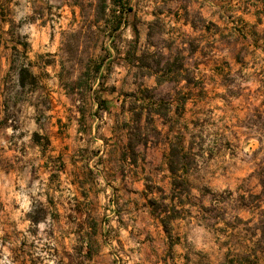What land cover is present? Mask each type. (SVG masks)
Instances as JSON below:
<instances>
[{
	"label": "rangeland",
	"instance_id": "1",
	"mask_svg": "<svg viewBox=\"0 0 264 264\" xmlns=\"http://www.w3.org/2000/svg\"><path fill=\"white\" fill-rule=\"evenodd\" d=\"M112 1L0 0V264H241L264 243V0ZM139 88L126 106L170 111L132 164Z\"/></svg>",
	"mask_w": 264,
	"mask_h": 264
},
{
	"label": "trees",
	"instance_id": "2",
	"mask_svg": "<svg viewBox=\"0 0 264 264\" xmlns=\"http://www.w3.org/2000/svg\"><path fill=\"white\" fill-rule=\"evenodd\" d=\"M172 0H166L165 3L161 6L155 9L156 12L158 13H164V12H168V7H167V3H169ZM99 8H102L103 11H105V9H109V3L107 2V0H99ZM119 4L121 9H129L127 7H124L125 1L123 0H113L112 4ZM181 10H183V13L181 14L184 21L188 22L189 17H191L190 12H189V8L188 5L187 6H183L180 7ZM178 14V13H177ZM119 19H117L115 21V26L114 27H119L121 22V15L118 16ZM203 19V18H202ZM191 22V21H190ZM192 23V22H191ZM133 33H134V43H136L137 41V29L135 27H133ZM100 65V64H99ZM99 65L95 66L93 71L96 73L99 70ZM147 68L149 67L148 65L146 66ZM151 69V68H148ZM86 73L88 75L89 71L87 69ZM156 71V70H155ZM164 71V70H163ZM162 71V73H163ZM153 72L151 70H146L142 72V75L147 76V77H151L153 76ZM165 72V71H164ZM159 79L156 78V85H159ZM154 89L153 88H139L136 91H131V92H125L124 93V98L121 101V109H120V114L124 115L125 112H130L131 116L128 117V119L125 120V122L122 123L121 125V130H122V135L121 137L124 140V144H122V150H123V154H124V158L126 160H130L135 162V147H137L138 145H146L150 139V135L151 133L156 134L157 138H159L161 136V132L160 130H157V128L155 126H153V120H152V116L153 115H158L159 117L165 118L168 117V113L170 111V102L169 101H165V104L167 105L166 110H160V109H153L151 107H149L148 105H143V104H139L136 107H132V106H126L127 102H126V98L127 97H137L139 96L140 99H145V98H151L152 95V91ZM111 91V90H110ZM113 91V90H112ZM180 91V90H178ZM98 99V98H96ZM184 101V100H183ZM97 102V106L99 107L100 105H104L105 102L101 101V100H96ZM184 105V104H183ZM155 136V135H154ZM160 141V140H159ZM162 141V138H161ZM182 141H183V136H182V132H178L177 135L175 136L174 140L170 143H168L169 148L168 151L165 154V158H166V163L168 165L169 171L172 175L175 176V172L177 170V167H181L182 169H187L188 168V155L187 152L189 151V149L187 150V152L183 151V146H182ZM261 185L262 187H264V181H261ZM179 186H181V184L178 181L172 180V191H175L176 189H179ZM161 191V189H160ZM173 196V195H172ZM171 196V197H172ZM150 204H155L154 207V213L155 215L160 219V222L162 223V225L167 226V222L170 221V219H173L177 216H167V217H161V213H165L167 210V204H164L163 201H159L158 203L156 202V199H151L149 200ZM172 211H174V213H178V210L176 208L175 205H173ZM165 219H167V222L165 221ZM261 235L264 236V227L261 228ZM260 255L264 254V243L262 245V243L260 244H255L253 245L250 249L249 252L247 254H242V255H238L236 260H232L233 262H237V263H241V264H258L259 263V259H260ZM251 258V259H250Z\"/></svg>",
	"mask_w": 264,
	"mask_h": 264
},
{
	"label": "crops",
	"instance_id": "3",
	"mask_svg": "<svg viewBox=\"0 0 264 264\" xmlns=\"http://www.w3.org/2000/svg\"><path fill=\"white\" fill-rule=\"evenodd\" d=\"M177 17H179V14H177ZM184 20V19H183ZM186 22V21H185ZM187 23V22H186ZM77 134H79L78 130L76 129ZM132 164H134V162H132ZM89 167H91V165H88ZM135 182V180H133V183ZM122 226H118V228H121Z\"/></svg>",
	"mask_w": 264,
	"mask_h": 264
}]
</instances>
